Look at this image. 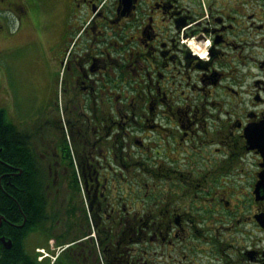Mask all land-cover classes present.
<instances>
[{
	"label": "flooded vegetation",
	"instance_id": "af4514ba",
	"mask_svg": "<svg viewBox=\"0 0 264 264\" xmlns=\"http://www.w3.org/2000/svg\"><path fill=\"white\" fill-rule=\"evenodd\" d=\"M0 13L27 35L16 48L58 67L8 121L50 218L35 226L34 208L28 225L19 200L17 234L77 244L90 264L95 242L98 264H264V0H0ZM198 33L207 60L186 43Z\"/></svg>",
	"mask_w": 264,
	"mask_h": 264
},
{
	"label": "rangeland",
	"instance_id": "374dc122",
	"mask_svg": "<svg viewBox=\"0 0 264 264\" xmlns=\"http://www.w3.org/2000/svg\"><path fill=\"white\" fill-rule=\"evenodd\" d=\"M0 19L5 20V31L0 34V107L5 108L7 120L13 122L15 107L24 110L25 114L32 111L35 95L46 92L45 88L48 84L50 85L54 74L58 73V67L48 57L40 54L39 49L33 45L16 48L21 41L26 40V33L17 37L15 21L11 20L9 15L5 16L1 13ZM54 232L58 234L59 230L55 229ZM91 232L92 235H96L93 230ZM68 236H70L68 242L80 237L79 233H71ZM25 241L26 250L30 253L37 247L50 249L51 242L47 234L42 231L36 232ZM93 247L96 253L95 258L97 256L98 261H101L96 242ZM80 253L79 246L75 244L70 251L60 254L56 264H90L92 258L94 259L90 257L91 260L85 261L83 254L81 256ZM52 254L56 257L57 251ZM43 262L48 264L50 260H43Z\"/></svg>",
	"mask_w": 264,
	"mask_h": 264
},
{
	"label": "trees",
	"instance_id": "16d2710c",
	"mask_svg": "<svg viewBox=\"0 0 264 264\" xmlns=\"http://www.w3.org/2000/svg\"><path fill=\"white\" fill-rule=\"evenodd\" d=\"M15 130V126L8 122L5 114L0 110V217L2 218V225L0 226V264H10L15 261H19L20 264H45L44 262H38L37 256H32L26 250L25 240L28 231L32 228L21 235L17 234L18 232L15 229L16 224L23 221V215L19 212V200L20 202L22 200L21 205L24 216L28 220V225L32 226V221H36V217L32 215L34 208L38 212V219L33 223L36 224L35 226L43 228L45 222L50 219L45 208L44 177L41 174H33L31 171L26 152L19 150ZM17 166H25L29 170L28 172L27 170L24 171L22 179L14 174L17 172L14 170ZM36 177L37 179H35ZM34 184L36 187H34ZM2 237L12 240L13 246L11 249L3 247Z\"/></svg>",
	"mask_w": 264,
	"mask_h": 264
},
{
	"label": "clouds",
	"instance_id": "9594fccd",
	"mask_svg": "<svg viewBox=\"0 0 264 264\" xmlns=\"http://www.w3.org/2000/svg\"><path fill=\"white\" fill-rule=\"evenodd\" d=\"M198 36H203V33L193 35L186 41L194 56H198L201 60L209 59L208 50L212 44L211 36H204L202 40H198Z\"/></svg>",
	"mask_w": 264,
	"mask_h": 264
},
{
	"label": "water",
	"instance_id": "95a60500",
	"mask_svg": "<svg viewBox=\"0 0 264 264\" xmlns=\"http://www.w3.org/2000/svg\"><path fill=\"white\" fill-rule=\"evenodd\" d=\"M2 225V218L0 217V226ZM2 243L7 249L12 247V241L10 239H6L5 237L1 238Z\"/></svg>",
	"mask_w": 264,
	"mask_h": 264
},
{
	"label": "bare ground",
	"instance_id": "6f19581e",
	"mask_svg": "<svg viewBox=\"0 0 264 264\" xmlns=\"http://www.w3.org/2000/svg\"><path fill=\"white\" fill-rule=\"evenodd\" d=\"M3 185V184H2Z\"/></svg>",
	"mask_w": 264,
	"mask_h": 264
}]
</instances>
